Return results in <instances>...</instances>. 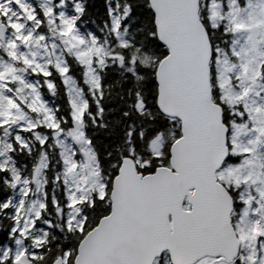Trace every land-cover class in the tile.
I'll return each mask as SVG.
<instances>
[{
  "label": "snow or ice",
  "instance_id": "1",
  "mask_svg": "<svg viewBox=\"0 0 264 264\" xmlns=\"http://www.w3.org/2000/svg\"><path fill=\"white\" fill-rule=\"evenodd\" d=\"M0 264H264V0H0Z\"/></svg>",
  "mask_w": 264,
  "mask_h": 264
},
{
  "label": "trees",
  "instance_id": "2",
  "mask_svg": "<svg viewBox=\"0 0 264 264\" xmlns=\"http://www.w3.org/2000/svg\"><path fill=\"white\" fill-rule=\"evenodd\" d=\"M94 2L96 4H102L103 3V0H94ZM94 11H96L97 13H100L101 12V9L100 8H96Z\"/></svg>",
  "mask_w": 264,
  "mask_h": 264
}]
</instances>
